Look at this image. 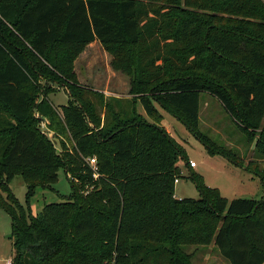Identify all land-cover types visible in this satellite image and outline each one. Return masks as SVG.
Returning <instances> with one entry per match:
<instances>
[{
	"label": "trees",
	"instance_id": "16d2710c",
	"mask_svg": "<svg viewBox=\"0 0 264 264\" xmlns=\"http://www.w3.org/2000/svg\"><path fill=\"white\" fill-rule=\"evenodd\" d=\"M95 40L126 48L112 63L137 97L127 106L101 97L104 117L56 52ZM37 79L66 85L68 103L35 92ZM203 92L264 154V0H0V190L21 176L29 200L33 181L51 187L61 167L72 183L66 200L30 211V222L12 196L1 201L13 264H193L198 249L187 246L212 243L230 264H264V194L228 200L196 179L198 198L176 196L179 160L189 161L155 103L209 153L242 161L200 130ZM254 163L247 168L264 189Z\"/></svg>",
	"mask_w": 264,
	"mask_h": 264
},
{
	"label": "rangeland",
	"instance_id": "374dc122",
	"mask_svg": "<svg viewBox=\"0 0 264 264\" xmlns=\"http://www.w3.org/2000/svg\"><path fill=\"white\" fill-rule=\"evenodd\" d=\"M126 48L120 45L104 46L99 41H93L83 46L59 45L57 55L59 64L68 75L77 81L85 99L90 101L97 111L104 117L102 98L105 101L119 100L124 105L137 99L129 93L130 78L128 73L113 66L114 59H123ZM69 64V66H68ZM71 64V65H70ZM42 79L34 80L32 86L35 92L46 93L49 101L56 106L67 104L70 94L66 85L56 82H45ZM37 89V91H36ZM102 97V98H101ZM158 107L163 115L162 125L183 147L186 159L196 162L197 167L190 169L184 158H180L179 166L182 171L179 182L176 183V194L180 197L200 196L196 179H201L207 187L217 189L219 194L228 200L233 198L260 199L264 194L262 179L247 164L254 160L260 169H264V154L260 155L254 144L249 143L248 133L231 118L220 101L210 93L201 94L200 130L206 133L218 145L231 149L241 158V163L230 159L222 153H209L208 148L188 128V126L172 112ZM140 113L146 115L141 105L137 103ZM149 117V116H148ZM151 119V117H149ZM264 122V119L262 120ZM45 128L44 130H46ZM53 136V132L48 131ZM68 143H71L68 141ZM37 183L35 194L28 200V184L21 176H14L7 184V189L0 190L1 201H9L13 197L15 204L26 212V221L30 222V211L35 214L46 203L60 202L67 199L72 193V183L63 167L57 170V179L48 186V181L42 178L34 180ZM12 217L9 211L0 205V264L13 256ZM135 235H130L134 237ZM137 238V235L135 236ZM198 249L193 264H230L227 258L220 259L216 254L214 244L206 246H187L188 252ZM212 249V250H210ZM197 251V250H196ZM202 251L211 254V260H202ZM199 254V256H198ZM216 257V258H215ZM215 261V263L213 262ZM225 263H224V262Z\"/></svg>",
	"mask_w": 264,
	"mask_h": 264
},
{
	"label": "built area",
	"instance_id": "2783aa9c",
	"mask_svg": "<svg viewBox=\"0 0 264 264\" xmlns=\"http://www.w3.org/2000/svg\"><path fill=\"white\" fill-rule=\"evenodd\" d=\"M41 127L44 128L45 127V122L42 121L41 122ZM87 162L89 163V165L92 167L93 171H94V176L97 177L98 176V166H97V159L95 156H92V157H89L87 158ZM189 166L194 169L197 167V164L195 161L193 160H190L189 161ZM179 182V178H176L175 179V183H178ZM6 264H13V258L10 257L9 259L6 260Z\"/></svg>",
	"mask_w": 264,
	"mask_h": 264
},
{
	"label": "crops",
	"instance_id": "0c3cea01",
	"mask_svg": "<svg viewBox=\"0 0 264 264\" xmlns=\"http://www.w3.org/2000/svg\"><path fill=\"white\" fill-rule=\"evenodd\" d=\"M95 41H97V40H95ZM164 127H165V126H164ZM165 128H166V127H165ZM167 131H168V130H167ZM168 132H169V131H168ZM175 193H176V189H175ZM176 196L179 197V198H182V197L178 196L177 194H176ZM210 250H212V249H210ZM216 251H217L216 254L218 255L217 257H219L220 259L222 258V260H223V257L221 256V254L219 253V251H218L217 249H216ZM198 252L200 253L199 250H198L196 253H198ZM196 253H195V255L193 256V261H194V258H195V256H196ZM198 256H199V254H198ZM210 257H212L211 254H209L208 252H205V251L203 252V251H202V257H200V258H201L202 260H207V261H208V260H211ZM215 258H216V257H215ZM213 262L215 263V261H213ZM223 262H224V261H223ZM224 263H225V262H224Z\"/></svg>",
	"mask_w": 264,
	"mask_h": 264
}]
</instances>
